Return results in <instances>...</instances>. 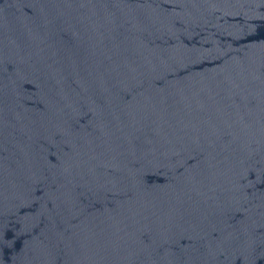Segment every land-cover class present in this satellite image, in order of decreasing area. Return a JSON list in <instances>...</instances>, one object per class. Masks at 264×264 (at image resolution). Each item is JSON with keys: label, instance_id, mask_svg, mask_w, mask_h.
Wrapping results in <instances>:
<instances>
[{"label": "water", "instance_id": "1", "mask_svg": "<svg viewBox=\"0 0 264 264\" xmlns=\"http://www.w3.org/2000/svg\"><path fill=\"white\" fill-rule=\"evenodd\" d=\"M0 264H264V0H0Z\"/></svg>", "mask_w": 264, "mask_h": 264}]
</instances>
